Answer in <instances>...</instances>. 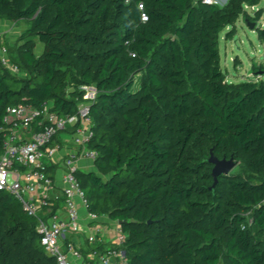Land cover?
<instances>
[{"label": "trees", "instance_id": "trees-1", "mask_svg": "<svg viewBox=\"0 0 264 264\" xmlns=\"http://www.w3.org/2000/svg\"><path fill=\"white\" fill-rule=\"evenodd\" d=\"M261 1L0 0V20L27 23L7 45L19 71L0 69V127L19 103L89 104L97 172L77 178L88 211L121 224L129 264H264V80L228 81L220 55V32L259 21L246 7ZM211 152L240 164L214 188ZM0 264H57L1 190Z\"/></svg>", "mask_w": 264, "mask_h": 264}, {"label": "built area", "instance_id": "built-area-1", "mask_svg": "<svg viewBox=\"0 0 264 264\" xmlns=\"http://www.w3.org/2000/svg\"><path fill=\"white\" fill-rule=\"evenodd\" d=\"M226 2L228 0H225ZM207 4L224 6L223 0H203ZM225 2V3H226ZM256 9V7H251ZM0 69L17 73L11 64L7 47H2ZM263 74L244 75V81L258 82ZM86 91L85 99H93ZM52 104L35 108L23 103L9 106L3 117L0 134L4 136L0 155V190L10 192L20 203L23 211L37 220L40 243L57 264H129L125 250L127 234L121 224L107 216L88 211V199L77 178L81 168L78 158L96 161L98 152L89 147L92 137L88 119L89 104H81L76 115H59L51 111ZM67 135L70 141L62 138ZM74 146L68 147V145ZM65 152V156L61 153ZM61 162L64 187L61 191L65 217L54 211L58 196L53 195L54 179L50 163ZM79 206L86 209L84 225ZM86 233L89 247L87 255L73 239ZM102 246L98 248L97 246Z\"/></svg>", "mask_w": 264, "mask_h": 264}, {"label": "rangeland", "instance_id": "rangeland-1", "mask_svg": "<svg viewBox=\"0 0 264 264\" xmlns=\"http://www.w3.org/2000/svg\"><path fill=\"white\" fill-rule=\"evenodd\" d=\"M225 2L226 1L223 0L224 5L227 3ZM246 9L251 15H254L256 9L263 10L261 19L255 22L256 25L254 30L248 26L245 17L241 16L236 23V34L233 38L228 36L231 32V28H225L220 32L221 66L226 72L228 81L243 78L244 75L251 73L253 71L252 67L254 63L264 66V40L260 39L258 31L260 26H264V0L257 5L256 9H252L249 6H247ZM19 26H22L24 29L27 26V23L25 22ZM6 45L9 44L6 43ZM40 48L42 49V44ZM40 48L38 49L37 47V53H39ZM237 58H239L240 61L238 65L235 66L234 60ZM89 93L92 94V97H95L96 95V91L94 89H89ZM87 100H92V98L89 97ZM239 171L240 164L232 170V172ZM95 172H97L96 169Z\"/></svg>", "mask_w": 264, "mask_h": 264}, {"label": "crops", "instance_id": "crops-1", "mask_svg": "<svg viewBox=\"0 0 264 264\" xmlns=\"http://www.w3.org/2000/svg\"><path fill=\"white\" fill-rule=\"evenodd\" d=\"M23 23H25V22L24 21H21V22H9V21H7L6 22L3 20H0V24H1V26H0V58L2 57V54H3L1 48L7 47L6 43L9 45H14L16 43V41L18 40L19 36L22 34V32L27 28V26L24 29L22 26H19L20 24H23ZM41 44H42V49L40 48ZM37 47H38V49L40 48L39 53H37ZM44 49H45L44 44L39 42L36 46L35 52L37 55H40L43 53ZM239 61H240L239 58L234 60L235 66L238 65ZM259 73L263 74V72H259ZM248 75H254V71H252L251 73H248ZM242 80H243L242 78H239V79H236V80L230 81V82H240ZM62 138L68 142L70 141L68 136L65 134L62 135ZM68 147L74 148V146H72L71 144L68 145ZM61 155L65 156V152H62ZM77 164L81 168V170H83L85 172H92L95 170L94 161H91L89 159L79 157ZM50 170H51V173H52V176L54 179L53 195L58 196L60 198L59 201L61 202V203L59 202V204L58 203L55 204L54 210L56 212H59L60 215L64 218L66 215H65V212L63 209V204H62L63 200H61V198H62L61 197V191L65 185L64 184L65 169L63 168L62 163L58 162V163H54V164L50 163ZM79 211H80V214L82 217L81 222L84 225L89 224L87 219H86V215H87L86 209L83 208L82 206H79ZM73 239L80 246L82 251L87 252L89 250V247H88V244L86 241V233H79V234L73 236ZM86 252L84 253L85 255H87V253H88V252L87 253ZM81 263H82V261L81 262L79 261V264H81Z\"/></svg>", "mask_w": 264, "mask_h": 264}, {"label": "water", "instance_id": "water-1", "mask_svg": "<svg viewBox=\"0 0 264 264\" xmlns=\"http://www.w3.org/2000/svg\"><path fill=\"white\" fill-rule=\"evenodd\" d=\"M247 24L252 30L255 29L254 28L256 25L255 22H251L248 20ZM208 163L213 165L212 176L214 178V184L212 188H214L218 184V180L220 177L229 176L232 170L238 165V162L234 160V157H231L230 159L227 158L220 159L217 156H215L213 152H211V155L208 159ZM92 172H95V170Z\"/></svg>", "mask_w": 264, "mask_h": 264}, {"label": "clouds", "instance_id": "clouds-1", "mask_svg": "<svg viewBox=\"0 0 264 264\" xmlns=\"http://www.w3.org/2000/svg\"><path fill=\"white\" fill-rule=\"evenodd\" d=\"M142 19H143L144 21H147V19H148L147 15H143V16H142Z\"/></svg>", "mask_w": 264, "mask_h": 264}]
</instances>
